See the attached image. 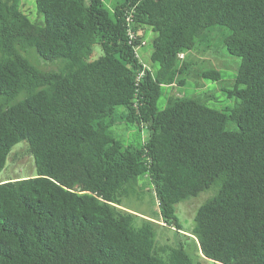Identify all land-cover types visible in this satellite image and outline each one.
<instances>
[{
	"label": "trees",
	"instance_id": "trees-1",
	"mask_svg": "<svg viewBox=\"0 0 264 264\" xmlns=\"http://www.w3.org/2000/svg\"><path fill=\"white\" fill-rule=\"evenodd\" d=\"M36 8L41 24L21 0H0V173L20 142L37 168L0 183V264H194L182 244L157 246L159 224L120 207L145 177L180 235L176 206L213 193L191 232L204 258L264 264V0H123L114 18L103 0ZM145 26L155 73L136 53ZM218 35L241 59L235 106L172 97L159 110L164 86L194 77L187 55ZM39 59L65 63L44 71ZM197 76L223 79L214 68ZM121 123L143 125L148 140L126 146L112 130Z\"/></svg>",
	"mask_w": 264,
	"mask_h": 264
},
{
	"label": "rangeland",
	"instance_id": "rangeland-1",
	"mask_svg": "<svg viewBox=\"0 0 264 264\" xmlns=\"http://www.w3.org/2000/svg\"><path fill=\"white\" fill-rule=\"evenodd\" d=\"M122 3L123 0H103V7L109 13V16L114 18L115 9ZM21 7L33 23L41 24L44 22L43 17L38 14L36 0H21ZM226 33V29L219 30V34ZM138 35L142 37V43L136 49L137 56L146 68L155 73L158 65L152 63L151 55L153 52L152 44L156 34L150 27L145 26L139 30ZM211 44L209 50L199 48V50L192 51L187 55L188 60L194 64V77L187 78L184 87L164 86L157 104L159 110L165 109L172 97L200 98L207 107L218 111H226L235 106L236 99L229 98L228 92L232 89V84L236 79L241 59L230 55L227 49L221 45V35L215 36ZM101 55L100 48L96 46L92 60L98 59ZM34 63L38 68L46 71L52 70L60 64V67H62L65 61L46 64L44 60L39 59L38 62L34 61ZM210 68H214L222 74V81L215 82L203 78L200 79L197 76L202 70ZM112 130L126 146L139 148L149 137V131L143 125L127 126L121 123L117 124ZM36 176L35 159L28 152L27 143H18L13 147L9 155L5 170L0 173V183ZM129 191L130 194H125L122 198L123 203L120 207L159 224L156 226L157 246H167L169 249H172L176 248L178 244H182L186 252L193 259L194 264H218L202 256L198 241L191 234L194 228L196 212L200 206L213 196L211 191H205L198 197L181 202L176 206V215L180 219L184 230L181 235L162 222L155 188L148 178L145 177L140 181H133Z\"/></svg>",
	"mask_w": 264,
	"mask_h": 264
},
{
	"label": "built area",
	"instance_id": "built-area-1",
	"mask_svg": "<svg viewBox=\"0 0 264 264\" xmlns=\"http://www.w3.org/2000/svg\"><path fill=\"white\" fill-rule=\"evenodd\" d=\"M128 21L131 22V19L129 18ZM129 34H130V37H131V38H134V34L132 33V31H129ZM143 76H144V73H142V74L139 76L138 79H140V78L143 77Z\"/></svg>",
	"mask_w": 264,
	"mask_h": 264
}]
</instances>
